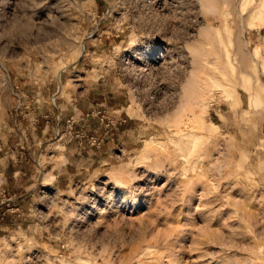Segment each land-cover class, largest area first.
Returning a JSON list of instances; mask_svg holds the SVG:
<instances>
[{"label": "rangeland", "instance_id": "374dc122", "mask_svg": "<svg viewBox=\"0 0 264 264\" xmlns=\"http://www.w3.org/2000/svg\"><path fill=\"white\" fill-rule=\"evenodd\" d=\"M0 264H264V0H0Z\"/></svg>", "mask_w": 264, "mask_h": 264}]
</instances>
